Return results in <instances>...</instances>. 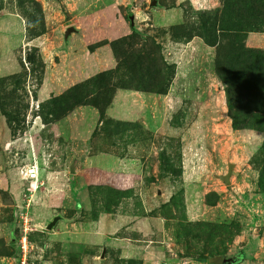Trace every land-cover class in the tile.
<instances>
[{"label":"rangeland","instance_id":"1","mask_svg":"<svg viewBox=\"0 0 264 264\" xmlns=\"http://www.w3.org/2000/svg\"><path fill=\"white\" fill-rule=\"evenodd\" d=\"M240 253L264 264V0H0V264Z\"/></svg>","mask_w":264,"mask_h":264},{"label":"water","instance_id":"2","mask_svg":"<svg viewBox=\"0 0 264 264\" xmlns=\"http://www.w3.org/2000/svg\"><path fill=\"white\" fill-rule=\"evenodd\" d=\"M130 21H131V28L133 30H135L137 28V24H136V16L133 13L132 15H130ZM80 33V29L77 28L74 25L68 26L63 34V41H64V47L67 49L73 41V36L75 34H79ZM232 173V166H229L228 172L224 175H220V177L225 181V183L229 184L230 183V176ZM63 217L60 214L54 215L46 224V229L47 230H52L55 228V226L57 225L58 221L61 220ZM236 258V260H235ZM239 258L238 257H225L222 261L223 264H233L234 261H238Z\"/></svg>","mask_w":264,"mask_h":264},{"label":"flooded vegetation","instance_id":"3","mask_svg":"<svg viewBox=\"0 0 264 264\" xmlns=\"http://www.w3.org/2000/svg\"><path fill=\"white\" fill-rule=\"evenodd\" d=\"M239 256H240V257H238V258L240 259V258H241V253L239 254ZM235 260H236V258H235ZM236 262H237V261H234L233 264L236 263Z\"/></svg>","mask_w":264,"mask_h":264},{"label":"built area","instance_id":"4","mask_svg":"<svg viewBox=\"0 0 264 264\" xmlns=\"http://www.w3.org/2000/svg\"><path fill=\"white\" fill-rule=\"evenodd\" d=\"M26 245L24 244V246L23 247H25Z\"/></svg>","mask_w":264,"mask_h":264}]
</instances>
